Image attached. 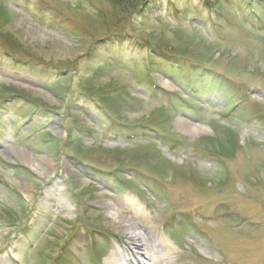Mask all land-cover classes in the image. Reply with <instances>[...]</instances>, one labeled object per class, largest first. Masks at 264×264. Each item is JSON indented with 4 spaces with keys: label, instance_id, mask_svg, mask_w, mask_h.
<instances>
[{
    "label": "rangeland",
    "instance_id": "obj_1",
    "mask_svg": "<svg viewBox=\"0 0 264 264\" xmlns=\"http://www.w3.org/2000/svg\"><path fill=\"white\" fill-rule=\"evenodd\" d=\"M249 1L0 0V264H264Z\"/></svg>",
    "mask_w": 264,
    "mask_h": 264
},
{
    "label": "bare ground",
    "instance_id": "obj_2",
    "mask_svg": "<svg viewBox=\"0 0 264 264\" xmlns=\"http://www.w3.org/2000/svg\"><path fill=\"white\" fill-rule=\"evenodd\" d=\"M182 127L186 131H193L195 128L190 127L189 125L182 124ZM22 158L24 159L25 163H30V158L27 156V153L22 152ZM127 238V243H124L122 246H120L119 250H116L115 254H113L108 260L107 264H114V258L117 256L120 258L121 256H118L123 253V251H130L131 254L136 255L137 257H142L145 255V252L150 247H146L147 245H142L138 242V238L133 236L131 233H129ZM150 241V240H149ZM151 246V245H150ZM116 260V259H115ZM140 264V263H138ZM154 264H161L160 261L154 260Z\"/></svg>",
    "mask_w": 264,
    "mask_h": 264
},
{
    "label": "trees",
    "instance_id": "obj_3",
    "mask_svg": "<svg viewBox=\"0 0 264 264\" xmlns=\"http://www.w3.org/2000/svg\"><path fill=\"white\" fill-rule=\"evenodd\" d=\"M246 3V2H245ZM258 4V5H260V4H262V1L261 0H252V1H249L247 4ZM254 5H252V10H253V8H254ZM213 7V6H212ZM212 7H211V9H212ZM254 11V10H253ZM158 54H161V55H158ZM151 56V59H152V61L154 62V60L155 59H161V58H164V57H166L167 55L165 54V52H161V53H153L152 55H150ZM198 68V67H197ZM198 70H199V72L202 74V76H205V74H206V72H208L207 71V69H200V68H198ZM190 83V82H189ZM189 86L190 85H192V83H190V84H188ZM190 88H193L192 86H190Z\"/></svg>",
    "mask_w": 264,
    "mask_h": 264
}]
</instances>
